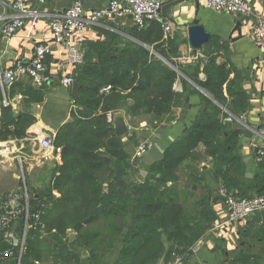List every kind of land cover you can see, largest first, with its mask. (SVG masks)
<instances>
[{
    "label": "crops",
    "instance_id": "obj_1",
    "mask_svg": "<svg viewBox=\"0 0 264 264\" xmlns=\"http://www.w3.org/2000/svg\"><path fill=\"white\" fill-rule=\"evenodd\" d=\"M75 1L26 0L28 10H36L38 15L36 18L27 17L24 26L10 41H6L0 35L1 66H10L15 59L29 60L33 56L35 44L50 41L47 31L49 16L70 7ZM81 1L85 11L90 12L108 6L112 0ZM159 1L163 5H170V8L165 11L166 14L161 12V15L172 28L171 57L175 63L185 66L186 72L179 74L187 80L188 85L184 87V92H179L182 94L178 105L160 120H154L145 114L133 117L126 113L125 107L121 108L118 112L124 114L129 131L126 136L119 139L122 141L124 138H129L136 148L143 145L149 149L152 144L158 143L165 152H172L174 148L179 149L175 147L176 143L196 123L201 111L205 109L213 112L212 108L207 107V103L212 101L216 104L217 116L222 119L225 126L219 139L221 144L228 141L229 132L235 129L241 131L233 154L243 158L245 173L243 176H238L232 171H227L225 166V172L238 181L236 186H231L229 189L227 184L226 188L238 195L256 194L259 189H264V183L258 180L261 167L253 156L250 139L253 137L252 130L259 129L264 121V48L254 44L251 27L257 18H264V0H248L255 7V16H253L255 19L216 11L208 7L205 0ZM194 19H198L211 35L210 41L203 45L198 54H195L190 46L187 33L188 26ZM237 23H240L241 31L236 29ZM136 27L133 15L130 13H119L114 19H101L98 24L86 30L84 43L86 55L90 54L93 57L98 51L104 50L114 62L116 59L113 57L120 52L133 51L144 46L151 54L167 63L159 51L137 38ZM212 39L222 46L217 54V62L227 63L231 70L229 80L236 81V87L232 89L233 95L225 92L227 106L218 103L191 78L202 80L206 78L202 72L203 65L193 67L190 64L198 62V57L203 56L209 49L208 45ZM52 47V53L47 59L54 76L50 84L39 87L34 85L29 77H22L10 86L3 87L0 83V198L23 190L25 186L32 196L46 194L52 186L44 188L43 182L49 177V181H52L54 186L58 184L59 177H63L61 185L68 184L69 173L65 174L57 170V167L63 164V149L60 147L61 152H57L56 148L59 149V147L55 145V139L60 132L64 131L66 124H71L75 122L76 117L82 116V106L78 101L82 83L75 78L81 84L79 96L73 93L72 85L66 86L62 83L65 51L61 45L53 44ZM181 57H186V60L181 62ZM96 59L95 57L93 61ZM174 67L178 69L177 66ZM75 70L76 68L69 67V72L74 76H76ZM177 82L181 83L180 80ZM230 104L235 107V112L228 107ZM116 113L113 112V116ZM225 113H229V116L226 117ZM24 126L26 132L23 136H12L9 133V131L23 129ZM83 129L82 124L73 125L71 132L79 134ZM44 134L52 138L53 147L49 150H44L38 140L39 135ZM97 151L102 153L98 157L100 161L104 162L103 156L110 159L108 163L104 162L110 169L101 175L105 177V181H101L103 192L111 193L113 197L120 196L129 212L124 220L125 227L120 233L118 242L98 262V264H115L123 247L127 227L131 225L133 214L140 206L139 199L147 194L145 185L149 182L151 186L155 183V178L161 177V173L156 174L155 169L162 160L151 164L137 163L130 156L127 159L129 167L119 172L114 158L104 153L105 148ZM196 152L198 155L195 157L181 152L177 154V157L182 158L176 172L177 180L169 181L166 186L170 189L168 192L170 197L184 207L194 232L198 234L197 241L186 252L187 258L183 264H264V216L261 211L256 212L248 220L222 226L225 209L219 189L222 186L225 187V182L223 178L216 175L214 159L205 151L203 144L196 147ZM42 155L47 161L54 160V165L51 167L48 163L46 169L43 168L45 165L36 166L32 169V173L31 171L26 173V163H41ZM15 163H19L21 174L12 169ZM173 184L175 187L171 188ZM52 193L55 197L61 195L57 189H53ZM68 203L65 202V204ZM78 207L83 208L81 203ZM111 222L118 224L120 220L118 218L111 221L102 219L101 222L89 224V226L96 225L95 227L100 228L101 236L108 241L111 233L108 225ZM103 225L105 228H101ZM257 231L263 234L259 239ZM71 233L77 235L76 231L69 229V238ZM75 240L76 238L73 241ZM75 250L81 255L83 264H90V250L86 246H77ZM157 264L168 263L161 258Z\"/></svg>",
    "mask_w": 264,
    "mask_h": 264
},
{
    "label": "trees",
    "instance_id": "obj_2",
    "mask_svg": "<svg viewBox=\"0 0 264 264\" xmlns=\"http://www.w3.org/2000/svg\"><path fill=\"white\" fill-rule=\"evenodd\" d=\"M149 25L142 29L136 27L137 38L159 51L167 63L142 46L133 51L120 52L113 57L115 63L110 60L108 52L100 50L93 57L85 55L84 63L76 67L75 78L82 83L81 96L78 98L82 116L66 125L68 130L64 128L55 139V145L63 149V164L57 170L69 173L67 183L70 187L63 188V177H59L58 184L49 188L46 194L32 196L31 212H40V219H30L33 226L28 230L22 253L18 247H13L9 239L0 237V253L12 251L10 256L5 257L7 260L17 262L21 258V264H44L47 259L53 258L54 264H83L81 255L75 250L77 246L83 245L90 250V264H98L99 259L118 242L129 212L120 196L116 194L113 197L111 193L103 192L101 181H105V177L101 175L110 168L98 159L101 152L97 150L105 148L104 153L114 158L119 172L129 167L127 159L130 155L119 137L115 136L107 113H115L125 107L126 113L133 117L145 114L160 120L179 103L182 93L176 91L175 83L181 81L183 92L188 85L187 80L179 74L186 72L185 66L173 61L171 39L164 38L162 25L157 21H151ZM218 43L212 39L203 57H199L197 63L190 64L193 67L203 65L202 72L206 78H191L218 103L227 106L225 92L233 95L236 81L229 80L231 70L227 63L217 62V54L222 47ZM95 57L97 59L93 61ZM107 85L111 89L108 92L102 91ZM207 105L213 112L205 109L201 111L196 123L176 143L175 147L179 149L166 152L165 159L157 164L156 174L161 173V177L155 178L151 186L149 182L145 185L147 194L139 199L140 206L133 214L131 225L127 227L123 247L115 264H157L161 258L170 263L176 256L185 255L197 241L198 234L194 232L186 210L170 197V189L166 187L169 181L177 180L176 172L182 160L177 157L178 153L195 157L198 155L196 147L203 144L205 151L214 159L216 175L223 178L229 189L236 186L238 181L225 172V166L233 174L244 175L243 158L233 154L241 131L235 129L229 132L228 141L221 144L219 139L225 126L217 116L216 104L209 101ZM228 107L235 112L233 105ZM81 124L84 126L82 133L71 132L73 125ZM25 132V126L23 129L9 131L12 136H23ZM259 165L261 171L258 180L263 184L264 161L259 162ZM53 189H57L61 195L55 197ZM263 193L264 189H259L256 194ZM76 200H80L83 208L69 206ZM114 218L120 222L108 225L111 232L108 241L101 236L100 228L89 226L102 219L111 221ZM24 221V217L18 219L19 233ZM101 228H105V225ZM69 229L77 232L75 241H70ZM163 234L167 236L166 240H163Z\"/></svg>",
    "mask_w": 264,
    "mask_h": 264
},
{
    "label": "built area",
    "instance_id": "obj_3",
    "mask_svg": "<svg viewBox=\"0 0 264 264\" xmlns=\"http://www.w3.org/2000/svg\"><path fill=\"white\" fill-rule=\"evenodd\" d=\"M205 1L208 7L216 11L245 17L255 16V7L248 0ZM162 6L163 3L159 0H112L106 7L86 12L83 2L76 0L70 7L49 16L47 31L50 41L35 44L33 56L29 60L15 59L7 67H2L0 64V83L3 87L10 86L22 77H29L36 86L42 87L50 84L54 76L50 71L47 59L52 53L53 44H57L63 46L65 51L62 83L70 86L75 81V76L69 72V67L76 68L84 63L86 55L84 48L85 33L89 27L98 24L101 19H114L119 13H130L139 29L145 28L151 21L160 23L164 31V38L168 39L172 28L161 15ZM37 15L36 10H28L26 0H0V35L6 41H10L24 26L27 17L36 18ZM251 36L256 46L264 48V18H257L253 22ZM180 61L185 60L180 59ZM174 88L176 91L182 92L180 82H176ZM110 89L111 86L107 85L102 88V91L106 92ZM107 118L111 122L113 112L107 113ZM252 136L250 148L253 151V156L257 162H263L264 121L259 129L252 130ZM38 140L44 150L53 147L52 138L47 134L39 135ZM146 148V146L139 147L138 153L143 154ZM219 194L225 209L222 226L248 220L256 212L264 211V193L241 196L222 186L219 189ZM31 198L32 194L26 186L23 190L0 198V237L9 239L13 247H18L21 253L25 248L28 230L33 226L30 219L39 220L41 215L40 212H31ZM22 217L25 218V221L19 233L17 230L19 227L18 219H22ZM11 254L12 251L9 250L1 252L0 264H21V258L17 262H8L5 257ZM184 259L185 255L176 256L168 264H183Z\"/></svg>",
    "mask_w": 264,
    "mask_h": 264
},
{
    "label": "water",
    "instance_id": "obj_4",
    "mask_svg": "<svg viewBox=\"0 0 264 264\" xmlns=\"http://www.w3.org/2000/svg\"><path fill=\"white\" fill-rule=\"evenodd\" d=\"M178 3V2H176ZM170 8V5H163L161 8V12L165 15L166 10ZM236 29L241 31L240 23H237ZM188 40L190 46L194 49V53L198 54L204 44H207L210 41V33L206 31L203 25L200 24L198 19H194L188 26ZM81 84L78 80H75L72 84V91L76 96L80 95ZM203 91V90H202ZM206 93L205 91H203ZM112 126L114 128L115 135L118 137H123L128 134L129 128L126 123L124 114L122 112H117L112 118ZM124 146L126 147V151L129 155L136 161L137 163L144 162L151 164L152 162H157L159 160H163L165 158V150L158 143L152 144L147 151L143 154H139L136 146L130 141L129 138H124L122 140ZM103 160L105 163L109 162V158L103 156ZM264 216V211H261ZM76 238L74 233L70 234V241H73ZM163 240L167 238L165 234L162 236Z\"/></svg>",
    "mask_w": 264,
    "mask_h": 264
},
{
    "label": "rangeland",
    "instance_id": "obj_5",
    "mask_svg": "<svg viewBox=\"0 0 264 264\" xmlns=\"http://www.w3.org/2000/svg\"><path fill=\"white\" fill-rule=\"evenodd\" d=\"M169 39V38H168ZM167 40V39H166ZM183 60H186V57H181ZM75 114V113H74ZM225 115H226V117L227 116H229V113H225ZM229 119V118H228ZM227 119V120H228ZM75 120V119H74ZM67 125V124H66ZM68 128H66L65 127V130H67ZM140 147H143V145L142 146H140ZM55 148H56V146H55ZM147 149L148 148H146V151H147ZM56 150H57V152L58 151H60L61 152V148L59 147V149H57L56 148ZM137 150H138V147H137ZM145 152V151H144ZM143 152V153H144ZM102 154V153H101ZM104 154V153H103ZM41 158H43V162H41V163H38V164H33V163H31V162H27L26 163V173H27V171H31L30 173H32L33 171H32V169L33 168H35L36 166L38 167V166H42V165H45L43 168L44 169H46V166H47V164L49 163V165L52 167L53 165H54V160H50L49 159V161H47L46 160V158L42 155V157ZM1 164V163H0ZM43 168H41V169H43ZM13 170H15V171H17L18 173H20L21 174V167H20V165H19V163H15V167L14 168H12ZM40 169V168H39ZM104 175V174H103ZM50 180V177L49 178H45V180H44V182H43V187L44 188H47V186H54L53 184H52V181L50 182L49 181ZM57 185V184H56ZM55 185V186H56ZM67 187H70V184H67V185H65L63 188H66V189H69V188H67ZM226 187V186H225ZM221 188V187H220ZM19 189V188H18ZM220 195V194H219ZM69 206L70 207H76V206H80V200H76L75 202H72V203H70L69 204ZM252 217V216H251ZM250 217V218H251ZM256 233H258V236H257V238L259 239V237H261L263 234L261 233V231H257ZM8 262H12L11 260H8ZM54 259L53 258H49V259H47V262H45L44 264H54Z\"/></svg>",
    "mask_w": 264,
    "mask_h": 264
}]
</instances>
